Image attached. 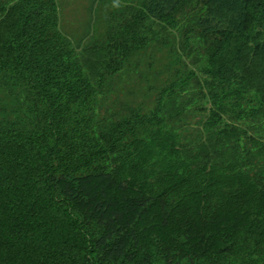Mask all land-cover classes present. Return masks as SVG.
Returning a JSON list of instances; mask_svg holds the SVG:
<instances>
[{
  "label": "trees",
  "instance_id": "16d2710c",
  "mask_svg": "<svg viewBox=\"0 0 264 264\" xmlns=\"http://www.w3.org/2000/svg\"><path fill=\"white\" fill-rule=\"evenodd\" d=\"M102 2L0 0V264H264V0Z\"/></svg>",
  "mask_w": 264,
  "mask_h": 264
},
{
  "label": "rangeland",
  "instance_id": "374dc122",
  "mask_svg": "<svg viewBox=\"0 0 264 264\" xmlns=\"http://www.w3.org/2000/svg\"><path fill=\"white\" fill-rule=\"evenodd\" d=\"M58 7L60 29L69 37L73 45H81L89 43L92 37L91 27L102 23V18L105 17V9H112L113 6L107 5L102 0H55ZM95 1V3H94ZM110 2V0H107ZM99 7V11L104 10L99 17L94 15L95 6ZM102 17V18H101ZM87 36L84 38V32ZM94 36H98L96 33ZM90 40V41H89Z\"/></svg>",
  "mask_w": 264,
  "mask_h": 264
}]
</instances>
